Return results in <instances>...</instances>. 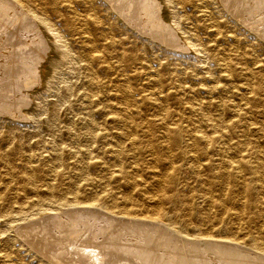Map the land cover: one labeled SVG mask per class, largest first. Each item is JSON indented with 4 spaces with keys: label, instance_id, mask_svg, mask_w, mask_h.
Instances as JSON below:
<instances>
[{
    "label": "rangeland",
    "instance_id": "obj_1",
    "mask_svg": "<svg viewBox=\"0 0 264 264\" xmlns=\"http://www.w3.org/2000/svg\"><path fill=\"white\" fill-rule=\"evenodd\" d=\"M19 1L62 37L34 19L1 28L41 48L14 75L0 66V264H82L55 249L76 240L124 251L145 241L150 264H264V0H158L176 45L158 26L142 31L136 7L126 20L107 0ZM85 17L98 23L80 33ZM92 36L101 58L89 65ZM205 133L221 153L192 144ZM228 158L255 167L233 173ZM159 188L167 226L150 218Z\"/></svg>",
    "mask_w": 264,
    "mask_h": 264
},
{
    "label": "bare ground",
    "instance_id": "obj_2",
    "mask_svg": "<svg viewBox=\"0 0 264 264\" xmlns=\"http://www.w3.org/2000/svg\"><path fill=\"white\" fill-rule=\"evenodd\" d=\"M109 2V6L108 7H113V8H117L119 10V14L122 15L124 18H126V20L128 19V15L130 14L129 12L134 9V7H136L134 9L135 11H139L143 13V16L145 17V19H147L146 21L143 22V24L139 21L140 24V29L142 31H145V27H147L146 25L151 24L152 27L151 29L153 30L156 26H158L157 28H159L161 31V34L159 38V40L163 39L166 37L169 41L168 43L171 45H176L177 41H179L178 39H173L171 37H169V35L171 34V32L174 33V30L172 28H170L169 26H166L164 24H162L161 22V18L159 16V8H160V2H158V0H107ZM166 1V0H165ZM201 3L204 2V0H199ZM106 2V1H105ZM199 2V3H200ZM20 4L21 8L23 6L24 11H18L16 10V6L18 7V5ZM28 3V2H27ZM27 3H21L19 0H0V34L2 33H6L4 34L5 36L2 35V37L0 38V46L1 49H5L3 48L4 44H10L9 47V51H7V53L4 52H0V56H1V65L3 67V70L7 73L10 74H15L17 72H20L22 70L21 68V63L23 62L21 58H23L24 55H29V53L34 50V52L36 51V48L39 47L37 45H39L38 43H35L31 38L32 37H28L29 35L26 34L24 36V33L22 35L17 36L13 34V30H4L2 31L1 28H6L9 27L13 24H17V22L21 21L24 22H30L33 19L36 20L37 22H39L40 24H42L44 27L49 29H54L57 30V24L55 23H51V21L48 20L49 17H44L42 15L37 14ZM61 3L64 5L65 8L67 9H74L75 4L73 0H63L61 1ZM18 4V5H17ZM159 4V5H158ZM205 4V3H204ZM250 4V3H249ZM200 5V4H199ZM203 5V4H202ZM208 5V4H207ZM206 6V5H205ZM170 7V6H169ZM204 7V6H203ZM249 7V6H248ZM125 8L127 9V12H123L125 10L122 11V9ZM225 9V8H224ZM260 10V9H259ZM122 11V12H121ZM237 11V9H236ZM118 12V11H117ZM75 13V12H74ZM241 13V12H239ZM133 14V13H132ZM136 15V13H135ZM138 15V14H137ZM84 16V15H83ZM86 16V15H85ZM174 16V15H173ZM80 17V16H79ZM85 27H80L78 29V31L80 33H85L88 31L87 27H86V23L90 24V25H96L98 22L94 17H85ZM215 18V17H214ZM171 19V18H170ZM127 22V21H126ZM136 22V21H135ZM217 23V22H216ZM135 26V24H134ZM213 26V25H212ZM20 27V26H19ZM22 27V26H21ZM20 27V28H21ZM155 28V29H157ZM37 29V28H36ZM149 29V28H148ZM252 29V28H251ZM18 30V29H17ZM158 30V29H157ZM32 31V30H31ZM90 31V30H89ZM88 31V32H89ZM148 31V30H147ZM154 31V30H153ZM23 32V31H21ZM26 32V31H25ZM87 32V33H88ZM165 32V34H164ZM18 33V32H16ZM36 33V32H35ZM155 33H159V32H155ZM198 33V32H197ZM33 34V33H32ZM151 34V33H150ZM57 37H62V32L58 31L56 32ZM158 35V34H157ZM172 35V34H171ZM40 36V35H39ZM65 36V35H64ZM153 36V35H152ZM36 37V36H35ZM114 37V36H113ZM173 37V36H172ZM177 37V36H176ZM30 39V41H28L27 39ZM55 38V37H54ZM56 39V38H55ZM54 39V40H55ZM59 39V38H58ZM153 39V38H152ZM183 39V38H182ZM42 40V39H41ZM262 40V39H261ZM66 41V38H65ZM91 42V48L90 51L87 54V61L89 63V65H93L94 61L96 60H100L101 56L97 53L98 50L94 49L95 46L94 44H96V39L92 36L89 40ZM166 41V40H165ZM264 41V39H263ZM58 42V41H57ZM43 43V42H42ZM46 43V41H45ZM163 44V43H162ZM43 45V44H42ZM184 45V44H183ZM186 47V46H185ZM188 47V46H187ZM192 47V46H191ZM41 47H39L40 49ZM47 48V47H45ZM44 48V49H45ZM58 48V47H57ZM98 48V47H97ZM169 48V47H168ZM206 48V47H205ZM185 49V48H184ZM196 49V48H195ZM42 50V49H41ZM225 51V50H224ZM32 52V53H34ZM45 52V51H44ZM201 52V51H200ZM63 53V52H62ZM5 56V59L2 57ZM33 56V55H32ZM226 57V56H225ZM41 58V57H40ZM36 60V59H35ZM26 61H30V60H26ZM42 61V60H41ZM221 64L224 66H227L228 62L225 61V59H220ZM35 62V61H34ZM141 63V62H140ZM25 64V63H24ZM27 64V63H26ZM25 64V65H26ZM33 64V63H32ZM38 64V62H37ZM153 65V64H152ZM229 65V64H228ZM230 66V65H229ZM37 68V66H36ZM111 68L110 64H107L105 66H103V69L105 70H109ZM2 70V69H1ZM0 70V71H1ZM96 70V69H95ZM213 70V69H212ZM126 71V70H125ZM2 72V71H1ZM32 72V71H30ZM37 72V71H36ZM54 72V71H53ZM34 73V71H33ZM9 74V75H10ZM38 75V74H37ZM40 75L43 77V80H45L46 78V71L45 68L43 66V68L41 69V73ZM157 75V74H156ZM11 76V75H10ZM21 76V75H20ZM33 76V75H32ZM19 78V77H18ZM30 76L26 77L25 79H29ZM34 78V77H33ZM39 78V77H38ZM4 79H2L3 81ZM41 81V80H40ZM94 83V81H92ZM217 82V81H216ZM36 83V82H35ZM215 83V82H214ZM6 85V83H5ZM2 88V87H1ZM27 88V87H26ZM1 90V89H0ZM27 90V89H26ZM21 91V90H20ZM2 92V91H1ZM27 93V92H26ZM1 95V93H0ZM127 97H125V100ZM124 99V98H123ZM17 101V100H16ZM10 103V102H9ZM13 104V103H12ZM125 108H129L128 103H126V105H124ZM205 106V105H204ZM181 107V106H180ZM239 108V107H238ZM237 109V108H236ZM208 110V109H207ZM206 110V111H207ZM30 113V112H29ZM160 113V112H159ZM212 114V113H211ZM129 117V116H128ZM161 119V118H160ZM88 124V123H87ZM127 124L128 121H127ZM167 126V125H166ZM129 127V126H128ZM129 129V128H128ZM132 130V129H131ZM167 131V130H165ZM185 132V129L182 127H177L174 129L173 131V135H174V140L175 142H179L182 137H183V133ZM134 133V132H133ZM167 133V132H166ZM129 135V134H128ZM131 139V137H129ZM190 139L192 141V144L195 147H198V149L201 151V153L203 154H207L208 152H215L217 151L218 153H221L222 150L224 148H219V143H218V137L217 136H209L206 133L205 134H194L190 136ZM236 140V139H235ZM234 140V141H235ZM263 143V142H262ZM170 145V144H169ZM188 147V145H187ZM261 147V146H260ZM197 149V151H199ZM195 150V149H194ZM170 151V150H169ZM30 156V155H29ZM255 162H262L264 163V153L263 152H258L255 154ZM170 162V161H169ZM172 162V161H171ZM242 162L244 163L243 165L246 167H249L251 169H254L255 166H253L254 162L253 161H245L243 159H238V158H228L226 159V164L230 167H232L234 169V172L231 171V173L227 170V174L228 176L232 175L233 173H236V171L238 172V169L241 167ZM157 164V163H156ZM258 165V164H257ZM87 167V166H86ZM56 169V168H55ZM54 169V170H55ZM51 171V170H50ZM6 172V171H5ZM233 172V173H232ZM162 178V177H161ZM162 180V179H161ZM163 182V180H162ZM213 182V181H212ZM163 184V183H162ZM161 184V185H162ZM213 185V184H212ZM214 186V185H213ZM52 191V190H51ZM150 194L148 195V200L150 201H156V205L153 208V213L150 214V218L155 220V221H159L158 223L162 224V220H160V217L162 215V207L159 204V200H162V198H165V194L161 191V189H155V191L153 192H149ZM169 198V196H168ZM96 201H101L99 199H95ZM79 206V205H78ZM90 207V206H88ZM84 208V207H82ZM95 208V207H94ZM62 209V208H61ZM68 209V208H67ZM99 209V208H98ZM89 210V208H88ZM75 211V210H74ZM126 215H131L133 212L130 211H126L125 210ZM57 214V213H56ZM106 215V214H105ZM143 215V214H142ZM25 217V216H24ZM33 218V217H32ZM115 218V217H114ZM129 218V217H128ZM130 220V219H129ZM141 220V219H140ZM133 221V220H132ZM139 221V220H138ZM137 222V221H136ZM135 223V222H134ZM163 225V224H162ZM164 225L167 226V223H164ZM163 225V226H164ZM146 226V225H145ZM149 226V225H147ZM158 226V225H157ZM169 226V225H168ZM25 227V226H24ZM22 227V228H24ZM144 227V226H143ZM26 228V227H25ZM172 228V227H171ZM170 228V229H171ZM166 230V228H165ZM173 230V228H172ZM180 230V229H178ZM177 230V231H178ZM175 231V230H174ZM183 231V230H182ZM144 232V231H143ZM147 232V231H146ZM181 232V231H180ZM181 233H185V232H181ZM81 234V233H80ZM177 234V233H176ZM77 235V234H76ZM84 235V234H83ZM184 236V235H183ZM137 237V236H136ZM188 237V236H187ZM79 238V237H78ZM161 238V237H160ZM185 238V237H184ZM206 238V237H205ZM76 239V238H75ZM149 239V238H148ZM207 239L213 243V241L217 238H214L212 236H207ZM147 240V239H146ZM198 240V239H197ZM54 241V240H53ZM77 241V240H76ZM76 241L72 242V250H69V248H64L63 246H56L55 249L60 250V252L58 251V255L63 256V259H66L65 256L69 255L68 258L70 257L71 254L73 253H78L79 255L82 256L81 258V262L82 264H150V261H146L147 258L149 257V253L147 255L146 251L147 250H143V246H145V241L143 242L144 245L141 246L142 243H138L137 246H132L134 247L133 249L135 250H127L124 251L122 250L119 246H109V245H103V249H102V244L98 243L96 245H86L83 244L82 241L80 243H76ZM79 241V240H78ZM154 241V240H153ZM196 241V240H194ZM203 241V240H202ZM201 241V242H202ZM207 241V240H206ZM207 241V243L209 242ZM216 241V240H215ZM214 244L218 242H215ZM221 241V240H220ZM107 242V241H106ZM151 242V241H150ZM185 242V241H184ZM225 242V241H223ZM231 242V241H230ZM233 242V241H232ZM56 243V242H55ZM111 243V242H109ZM149 243V242H148ZM198 243V242H197ZM234 243V242H233ZM67 244V243H66ZM105 244V243H104ZM112 244V243H111ZM133 244V243H132ZM187 244V243H186ZM192 244V243H191ZM206 244V242H205ZM238 244V243H237ZM240 244V243H239ZM55 245V244H54ZM68 245V244H67ZM70 245V244H69ZM117 245V244H116ZM122 245V244H121ZM149 245V244H148ZM188 245V244H187ZM198 245V244H197ZM244 245V244H243ZM250 245V244H249ZM195 246V245H194ZM199 246V245H198ZM207 246V245H206ZM209 246V245H208ZM212 246V245H211ZM80 247V248H79ZM126 247V246H125ZM131 247V248H132ZM147 247V246H146ZM189 247H193V246H189ZM188 247V248H189ZM196 247V246H195ZM111 248V249H110ZM253 248L258 250L259 247L258 246H254ZM47 249V247H46ZM75 250V252L73 251ZM126 250V249H125ZM106 251V252H105ZM245 251V250H244ZM253 251V250H251ZM108 252V253H107ZM148 252V251H147ZM208 252V251H207ZM221 252V251H220ZM254 252V251H253ZM256 252V251H255ZM258 252V251H257ZM76 253V254H77ZM264 252H262L263 254ZM75 254V256H76ZM147 255V256H146ZM205 255V254H204ZM153 256V255H152ZM163 256V255H162ZM80 257V256H79ZM164 257V256H163ZM207 257V256H206ZM49 258V257H48ZM72 258V257H71ZM150 258V257H149ZM62 259V260H63ZM73 259V258H72ZM115 259V260H112ZM116 259L118 260V262L116 263ZM156 259V256H155ZM161 259V258H160ZM165 259V258H164ZM174 258H172L173 260ZM180 259V258H179ZM184 259V258H183ZM187 259V258H186ZM193 259V258H192ZM207 259V258H206ZM60 260V259H59ZM69 260V259H68ZM71 260V259H70ZM79 260V259H78ZM154 260V259H153ZM65 261V260H64ZM166 261V260H165ZM170 261V260H169ZM191 261V260H190ZM162 262V261H161ZM171 262V261H170ZM175 262V261H174ZM185 262V261H184ZM155 263V262H154ZM165 263V262H164ZM177 263V262H176ZM188 263V261H187ZM191 263V262H189ZM264 263V262H263ZM68 264V262H67ZM167 264V263H166ZM174 264V263H173ZM186 264V263H185ZM194 264V263H193ZM234 264V263H233Z\"/></svg>",
    "mask_w": 264,
    "mask_h": 264
}]
</instances>
